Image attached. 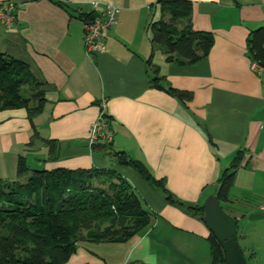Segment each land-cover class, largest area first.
Listing matches in <instances>:
<instances>
[{
	"label": "crops",
	"instance_id": "0c3cea01",
	"mask_svg": "<svg viewBox=\"0 0 264 264\" xmlns=\"http://www.w3.org/2000/svg\"><path fill=\"white\" fill-rule=\"evenodd\" d=\"M56 1L66 8L52 0H0L11 3L15 15L10 27L0 22V51L26 62L41 83L47 100L33 123L42 139L56 142L58 157L43 162L48 146L40 139L28 146L33 127L25 108L0 110V179H14L17 158L25 154L34 155L32 167L107 168L140 188L151 223L126 242L79 241L64 264H213L203 221L167 203L109 150L142 161L178 199L203 205L242 149L245 166L234 184L263 196L264 69H251L247 37L264 26V0H191L193 29L213 34L208 55L186 65L166 62L159 51L152 57L168 84L192 92L186 106L149 86L148 24L158 0ZM107 4L119 8V23L105 32L104 51L89 54L86 20L78 16ZM102 100L113 141L94 150L89 129Z\"/></svg>",
	"mask_w": 264,
	"mask_h": 264
},
{
	"label": "trees",
	"instance_id": "16d2710c",
	"mask_svg": "<svg viewBox=\"0 0 264 264\" xmlns=\"http://www.w3.org/2000/svg\"><path fill=\"white\" fill-rule=\"evenodd\" d=\"M52 2L66 8L60 1ZM157 5L160 15L148 24L151 32V53L146 60L149 86L186 106L192 99V92L172 87L164 76L159 75V67L152 63L154 48H161L166 62L192 64L208 55L214 43L213 34L193 29L191 0H158ZM94 15V12L80 13L78 17L88 20ZM247 53L251 62L264 69V26L249 32ZM46 100L41 83L29 65L0 51V110H27L33 127L28 146L36 139L48 146L43 162L58 158L55 155L56 142L42 139L33 123ZM100 110L111 125L109 115ZM110 145L97 144L91 148L109 149ZM109 154L119 164L134 168L149 184L159 187L167 203L203 221V205L175 197L166 189L164 181L156 179L142 161L121 150L110 149ZM244 154V150H238L216 181L214 193L222 207L231 201L229 191L234 185L237 170L245 166L242 164ZM143 204L129 181L115 170L31 167L27 155L21 154L17 158L15 178L0 179V264H64L75 252L79 241L126 242L148 226L154 217ZM240 217H245V214ZM238 223L237 218V238ZM208 241L212 263L225 264L222 246L212 233Z\"/></svg>",
	"mask_w": 264,
	"mask_h": 264
},
{
	"label": "rangeland",
	"instance_id": "374dc122",
	"mask_svg": "<svg viewBox=\"0 0 264 264\" xmlns=\"http://www.w3.org/2000/svg\"><path fill=\"white\" fill-rule=\"evenodd\" d=\"M160 15L159 5L155 10L154 20ZM149 35L151 32L149 31ZM151 37V36H150ZM159 51L162 54V50L159 46H155L154 52ZM34 155H28V164L32 167ZM114 164V163H113ZM116 164L112 167L115 168ZM125 175L128 174L126 171ZM128 176V175H126ZM145 181V180H144ZM149 187L161 193L159 187L149 184L145 181ZM245 184H234L230 191V198L232 199V205L223 204V209L230 215L236 216L239 220L237 242L243 251L246 259V264H264V217L254 220H249L248 215L250 213H259L264 216V210H260L261 205L264 206V195L254 198L245 189ZM137 194L142 198L140 188L135 189ZM162 194V193H161ZM144 205V204H143ZM145 206V205H144ZM239 214L237 215L236 213ZM245 214V217L241 218L240 215Z\"/></svg>",
	"mask_w": 264,
	"mask_h": 264
},
{
	"label": "built area",
	"instance_id": "2783aa9c",
	"mask_svg": "<svg viewBox=\"0 0 264 264\" xmlns=\"http://www.w3.org/2000/svg\"><path fill=\"white\" fill-rule=\"evenodd\" d=\"M120 10L114 4L105 5L101 12L95 13L93 18L86 20L84 23L83 43L89 54L103 52L105 49L104 34L106 31L116 26ZM15 21L13 5L7 2H0V22L5 27H10ZM253 71H261V66L255 62L251 63ZM105 101L100 103V109H103ZM113 141V132L110 123L103 117L101 110L97 118L92 122L89 129L88 145L90 147L103 144L110 145ZM264 209V206H260Z\"/></svg>",
	"mask_w": 264,
	"mask_h": 264
},
{
	"label": "water",
	"instance_id": "95a60500",
	"mask_svg": "<svg viewBox=\"0 0 264 264\" xmlns=\"http://www.w3.org/2000/svg\"><path fill=\"white\" fill-rule=\"evenodd\" d=\"M215 188L214 191H216ZM203 223L221 244L225 254V264H246L245 256L237 242V217L228 214L221 206L215 193L203 203ZM259 213H250L249 220L263 218Z\"/></svg>",
	"mask_w": 264,
	"mask_h": 264
}]
</instances>
